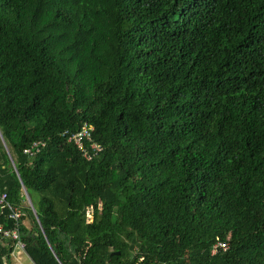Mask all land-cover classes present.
Returning <instances> with one entry per match:
<instances>
[{
    "label": "trees",
    "instance_id": "1",
    "mask_svg": "<svg viewBox=\"0 0 264 264\" xmlns=\"http://www.w3.org/2000/svg\"><path fill=\"white\" fill-rule=\"evenodd\" d=\"M0 189L32 264H264V0H0Z\"/></svg>",
    "mask_w": 264,
    "mask_h": 264
},
{
    "label": "built area",
    "instance_id": "2",
    "mask_svg": "<svg viewBox=\"0 0 264 264\" xmlns=\"http://www.w3.org/2000/svg\"><path fill=\"white\" fill-rule=\"evenodd\" d=\"M91 126L85 124L83 127L75 132L69 133L64 132L61 136L66 139L68 144H72L77 148L82 157L87 161H92L93 158L99 157V154L102 153V148L94 143L91 138ZM43 143H33L31 147L24 151V154L28 156H32L37 153L40 147H43ZM25 200L31 211L34 213L29 200L25 194ZM0 210H5L7 212L6 219L13 222V228L4 229L2 225H0V237L5 242H11L14 248H18L19 250H24V244L20 240V235L17 229V224L21 216V212L19 209L11 206L7 202L6 194L0 189ZM227 249V244L222 242H216L215 245L211 249V255H214L219 250L225 251Z\"/></svg>",
    "mask_w": 264,
    "mask_h": 264
},
{
    "label": "crops",
    "instance_id": "3",
    "mask_svg": "<svg viewBox=\"0 0 264 264\" xmlns=\"http://www.w3.org/2000/svg\"><path fill=\"white\" fill-rule=\"evenodd\" d=\"M26 259L30 261L23 251L14 248L8 257L6 264H25V261H27Z\"/></svg>",
    "mask_w": 264,
    "mask_h": 264
},
{
    "label": "rangeland",
    "instance_id": "4",
    "mask_svg": "<svg viewBox=\"0 0 264 264\" xmlns=\"http://www.w3.org/2000/svg\"><path fill=\"white\" fill-rule=\"evenodd\" d=\"M25 204L27 205V203L25 202ZM17 249V248H16ZM25 258V257H24ZM27 260V259H26ZM26 263L25 264H32L30 261H25Z\"/></svg>",
    "mask_w": 264,
    "mask_h": 264
},
{
    "label": "water",
    "instance_id": "5",
    "mask_svg": "<svg viewBox=\"0 0 264 264\" xmlns=\"http://www.w3.org/2000/svg\"><path fill=\"white\" fill-rule=\"evenodd\" d=\"M115 255H118V253H116Z\"/></svg>",
    "mask_w": 264,
    "mask_h": 264
}]
</instances>
